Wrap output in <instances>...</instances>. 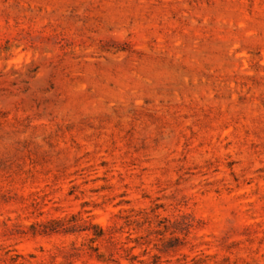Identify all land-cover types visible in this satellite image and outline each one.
<instances>
[{
    "label": "rangeland",
    "instance_id": "rangeland-1",
    "mask_svg": "<svg viewBox=\"0 0 264 264\" xmlns=\"http://www.w3.org/2000/svg\"><path fill=\"white\" fill-rule=\"evenodd\" d=\"M128 256L264 264V0H0V264Z\"/></svg>",
    "mask_w": 264,
    "mask_h": 264
},
{
    "label": "trees",
    "instance_id": "trees-1",
    "mask_svg": "<svg viewBox=\"0 0 264 264\" xmlns=\"http://www.w3.org/2000/svg\"><path fill=\"white\" fill-rule=\"evenodd\" d=\"M37 73H38V68H35L33 71H31L29 76L30 77H35L37 75ZM76 218L79 219V221L75 220ZM69 220L70 221L67 222V220L64 219V218L52 219L46 224V226L43 229V232L52 233V232L60 231L61 229L65 230V231H69V230H71V228H73L75 226H78L79 222L80 223L83 222L82 225H84V227H85L84 230H91L92 227H96L97 228L95 233H94V237H92L93 241H97L98 239H101V238H103L106 235V230L102 226H100V225H98L96 223H93L92 218L90 216L83 217L82 215L79 216V214H74L72 216V218L69 219ZM96 250H99V249L97 248ZM102 256L103 255H99V258L101 260H105L106 261V259H103ZM127 259L131 260L130 264H134V261H133V260H135L134 256H131V257L128 256ZM194 261H195L194 264H196L198 260H196V258H194ZM118 264H120V263H118Z\"/></svg>",
    "mask_w": 264,
    "mask_h": 264
}]
</instances>
